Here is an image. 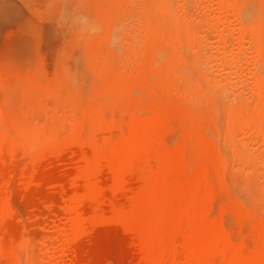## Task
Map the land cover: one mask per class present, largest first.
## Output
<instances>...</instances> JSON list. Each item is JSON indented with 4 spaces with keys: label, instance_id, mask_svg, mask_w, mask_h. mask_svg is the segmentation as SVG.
Returning <instances> with one entry per match:
<instances>
[{
    "label": "rangeland",
    "instance_id": "obj_1",
    "mask_svg": "<svg viewBox=\"0 0 264 264\" xmlns=\"http://www.w3.org/2000/svg\"><path fill=\"white\" fill-rule=\"evenodd\" d=\"M0 182V264H264V0H0Z\"/></svg>",
    "mask_w": 264,
    "mask_h": 264
},
{
    "label": "bare ground",
    "instance_id": "obj_2",
    "mask_svg": "<svg viewBox=\"0 0 264 264\" xmlns=\"http://www.w3.org/2000/svg\"><path fill=\"white\" fill-rule=\"evenodd\" d=\"M262 3H263V2H262ZM250 7H251V6H249V8H250ZM258 8H259V7H258ZM254 11H255V10H254ZM260 12H261V11H260ZM218 41H219V40H218ZM240 41H241V40H240ZM199 45H200V44H199ZM216 45H217V44H216ZM216 45L214 44V46H216ZM219 45H221V44H219ZM201 46H202V45H201ZM200 49H202V48L200 47ZM198 54L200 55L199 52H198ZM214 55H215L216 58L219 59V57H223V52H219V53H217L216 51H214ZM201 56H202V54L200 55V58H201ZM203 56H205V55H203ZM207 57H208V56H207ZM231 57H232V56H231ZM195 58H196V57H195ZM202 58H203V57H202ZM205 58H206V56H205ZM205 58H203V60H201L202 63H204L203 61H204ZM206 59H207V58H206ZM206 59H205V60H206ZM231 59H232V58H231ZM222 60H223V58H220V61H222ZM228 60H230V59H228ZM216 61H218V60H216ZM196 62H198V61H196ZM201 62H200V63H201ZM208 63H209V61H208ZM225 63H226V62H225ZM225 63H224V64H225ZM195 64H196V63H195ZM222 64H223V63H222ZM200 65H201V64H200ZM202 65H203V64H202ZM226 65H227V64H226ZM208 66H209V64H208ZM208 66H207V67H208ZM216 66H218V65L216 64ZM219 66H220V65H219ZM197 67H198V63H197ZM226 67H227V66H226ZM226 67L224 66V68H226ZM200 68H201V66H200ZM215 68H216V67H215ZM217 68H218V67H217ZM217 68H216V69H217ZM224 68H222V70H225ZM232 68H233V67H232ZM238 68H241V67L239 66ZM227 69H228V67H227ZM227 69H226V70H227ZM234 69H235V68H234ZM226 70L223 71L222 73L219 72V73H221V74H218L219 76H217V77H220L221 79H223V81H224V78H225V79H231V78L233 79V76H234V75H233V71H234V70H233V71H230L231 69H230V70L228 69L227 71H226ZM219 71H221V70H219ZM236 71H237V69H236ZM234 72H235V71H234ZM232 75H233V76H232ZM235 75H236V73H235ZM208 76H209V75H208ZM236 76H237V75H236ZM211 77H212V76H211ZM213 77H214V75H213ZM234 77H235V76H234ZM239 77H240V76H239ZM239 77H238V78H239ZM236 78H237V77H236ZM195 79H196V78H195ZM202 79H203V78H202ZM214 79H215V78H214ZM217 79H218V78H216V81H217ZM221 79H218V82H219V83H220V82L223 83ZM234 79H235V78H234ZM206 80H207V79H206ZM206 80L204 79L203 81L206 82ZM209 80H210V79H209ZM209 80H208V81H209ZM211 80H212V79H211ZM219 80H221V81H219ZM214 81H215V80H214ZM211 82H212V81H211ZM218 82H217V83H218ZM235 82H236V81H235ZM202 84H203V85H207V84H205V83H201V85H202ZM208 84H209V83H208ZM209 85H210V87H212L211 84H209ZM222 85H223V84H222ZM215 86H217V85H215ZM220 86H221V85H220ZM203 87H205V86H202L201 89H202ZM206 88H208V85H207ZM206 88H204V89H206ZM217 88H218V87H217ZM208 89H209V88H208ZM208 89H207V90H208ZM222 89L224 90V86H223ZM228 90H229V89H228ZM218 91H219V90H218ZM209 94H210V93H209ZM216 94H217V93H216ZM219 94H220V93H219ZM222 95H223V93H222ZM216 96H217V95H216ZM218 96H219V95H218ZM210 98H211V97H210ZM215 98H216V97H215ZM212 99L214 100V96H213ZM213 100H212V101H213ZM215 100H216V99H215ZM209 101H211V99H210ZM212 101H211V102H212ZM0 183H1V182H0ZM241 183H243V182H241ZM233 186H234V185H233ZM235 186H236V188H237L236 190H242V187H241L242 184L235 183ZM243 186H244V184H243ZM244 188H245V187H243V190H244ZM245 190H246V189H245ZM239 193H241V192H239ZM242 194H243V193H242ZM245 194H248V192H247V193L245 192ZM243 195H244V194H243ZM246 196H247V195H246ZM62 197H63V195H62ZM247 197H248V196H247ZM6 210H7V209H6ZM11 213H12V212H11ZM7 215H8V214H7ZM32 221H33V220H32ZM35 221H36V220H35ZM18 222H19V221H18ZM52 225H53V224H52ZM34 227H35V226H34ZM65 235H66V234H65ZM73 236H74V235H73ZM63 238H64V237H63ZM7 239H8V238H7ZM65 239H66V238H65ZM70 243H71V242H70ZM66 244H67V243H66ZM30 247H31V246H30ZM66 248H67V247H66ZM27 252H28V251H27ZM28 263H29V262H28ZM69 263H70V262H69Z\"/></svg>",
    "mask_w": 264,
    "mask_h": 264
},
{
    "label": "clouds",
    "instance_id": "obj_3",
    "mask_svg": "<svg viewBox=\"0 0 264 264\" xmlns=\"http://www.w3.org/2000/svg\"><path fill=\"white\" fill-rule=\"evenodd\" d=\"M78 19H79V22H80L81 24H86V23H87V17L81 16V17H79Z\"/></svg>",
    "mask_w": 264,
    "mask_h": 264
}]
</instances>
